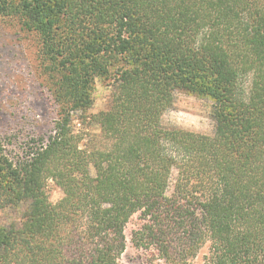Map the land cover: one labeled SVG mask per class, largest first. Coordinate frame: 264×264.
Segmentation results:
<instances>
[{"label": "trees", "instance_id": "trees-1", "mask_svg": "<svg viewBox=\"0 0 264 264\" xmlns=\"http://www.w3.org/2000/svg\"><path fill=\"white\" fill-rule=\"evenodd\" d=\"M0 16L37 35L55 110L27 158L0 145V212L24 206L0 222V264H123L135 213L131 245L162 264L204 246L201 264H264V0H0ZM97 78L109 104L90 113ZM178 92L210 100L211 134L162 124Z\"/></svg>", "mask_w": 264, "mask_h": 264}, {"label": "rangeland", "instance_id": "rangeland-1", "mask_svg": "<svg viewBox=\"0 0 264 264\" xmlns=\"http://www.w3.org/2000/svg\"><path fill=\"white\" fill-rule=\"evenodd\" d=\"M49 77L37 35L22 29L15 17L0 16V145L13 161L27 158L52 132L55 110L50 99ZM110 83L109 79L95 80L90 113L108 107ZM161 122L166 127L211 134L214 130L211 102L193 93L178 92ZM91 130L98 131L96 126ZM47 193L52 203L62 197L61 189L52 181L48 182ZM23 208L1 211L0 222H18ZM141 223L140 213H135L125 227L128 246L122 263L162 264L155 252L131 245V232ZM206 253L207 246H204L193 263L201 264Z\"/></svg>", "mask_w": 264, "mask_h": 264}]
</instances>
